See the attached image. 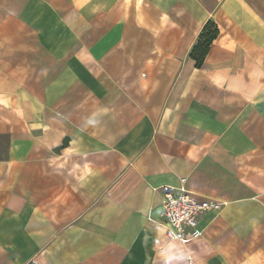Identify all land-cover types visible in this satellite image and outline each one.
I'll return each mask as SVG.
<instances>
[{
	"label": "crops",
	"instance_id": "obj_1",
	"mask_svg": "<svg viewBox=\"0 0 264 264\" xmlns=\"http://www.w3.org/2000/svg\"><path fill=\"white\" fill-rule=\"evenodd\" d=\"M0 264H264V0H0Z\"/></svg>",
	"mask_w": 264,
	"mask_h": 264
},
{
	"label": "built area",
	"instance_id": "obj_2",
	"mask_svg": "<svg viewBox=\"0 0 264 264\" xmlns=\"http://www.w3.org/2000/svg\"><path fill=\"white\" fill-rule=\"evenodd\" d=\"M163 193V216L169 227L166 237L174 241L187 243L201 238V217L221 207L219 202L197 199L186 191L163 188Z\"/></svg>",
	"mask_w": 264,
	"mask_h": 264
},
{
	"label": "trees",
	"instance_id": "obj_3",
	"mask_svg": "<svg viewBox=\"0 0 264 264\" xmlns=\"http://www.w3.org/2000/svg\"><path fill=\"white\" fill-rule=\"evenodd\" d=\"M219 33V29L214 22L209 21L203 27L196 44L190 52V57L197 61L198 67L204 62L211 44L218 37Z\"/></svg>",
	"mask_w": 264,
	"mask_h": 264
}]
</instances>
